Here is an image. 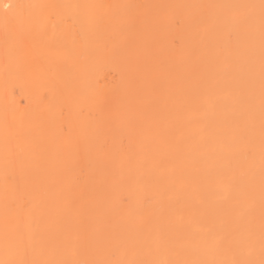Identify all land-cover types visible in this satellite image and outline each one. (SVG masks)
Returning a JSON list of instances; mask_svg holds the SVG:
<instances>
[{
	"label": "bare ground",
	"instance_id": "obj_1",
	"mask_svg": "<svg viewBox=\"0 0 264 264\" xmlns=\"http://www.w3.org/2000/svg\"><path fill=\"white\" fill-rule=\"evenodd\" d=\"M0 264H264V0H0Z\"/></svg>",
	"mask_w": 264,
	"mask_h": 264
},
{
	"label": "rangeland",
	"instance_id": "obj_2",
	"mask_svg": "<svg viewBox=\"0 0 264 264\" xmlns=\"http://www.w3.org/2000/svg\"><path fill=\"white\" fill-rule=\"evenodd\" d=\"M17 92L19 93V91H18V90L16 91V93H17ZM18 93H17V94H18ZM19 95H20V94H18V95H17V97H18Z\"/></svg>",
	"mask_w": 264,
	"mask_h": 264
}]
</instances>
